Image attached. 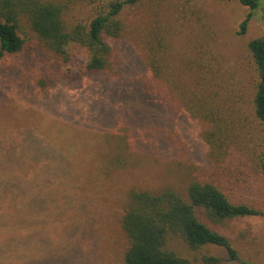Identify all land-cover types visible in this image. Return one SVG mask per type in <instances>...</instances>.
I'll return each instance as SVG.
<instances>
[{"label": "rangeland", "instance_id": "374dc122", "mask_svg": "<svg viewBox=\"0 0 264 264\" xmlns=\"http://www.w3.org/2000/svg\"><path fill=\"white\" fill-rule=\"evenodd\" d=\"M247 13L237 1L142 0L124 11L125 33L101 76L76 78L85 50L73 48V62L60 66L32 32L24 53L0 62V146L25 152L29 178L42 187L27 190L40 203L27 206L37 218L35 252L52 264H125L121 217L129 191L186 195L203 178L263 215L216 224L237 259L214 245L193 251L172 239L168 246L197 263L212 254L221 264H264L262 133L251 110L248 52L249 41L264 35V0L239 36ZM52 74L55 83L42 89L38 77ZM196 97L234 121L220 128L215 145L203 138L217 128L196 115Z\"/></svg>", "mask_w": 264, "mask_h": 264}, {"label": "trees", "instance_id": "16d2710c", "mask_svg": "<svg viewBox=\"0 0 264 264\" xmlns=\"http://www.w3.org/2000/svg\"><path fill=\"white\" fill-rule=\"evenodd\" d=\"M237 1L248 9L240 23L237 35L244 36L263 0ZM142 0H0V62L8 56L22 54L30 46L27 35H36L39 44L59 65L73 62L72 49L80 47L86 52L76 78L106 74L114 62L115 51L126 30L123 13ZM87 10L85 17L73 13ZM24 35V37H23ZM251 67L254 72L252 115L261 128V151L257 156L259 170L264 178V35L249 41ZM205 78L204 66L192 62ZM197 66H200L199 68ZM212 68V65H208ZM212 72V71H209ZM70 77V73L68 74ZM75 78V79H76ZM77 80V79H76ZM56 81V75L40 76L37 84L44 90ZM143 87H141L142 89ZM143 99H146V94ZM150 95V93H147ZM216 96V95H215ZM196 115L207 120L217 131L206 132L204 140L217 144L220 128H230L218 107L206 98H195ZM1 145V142H0ZM2 146V145H1ZM0 146V264H52L51 258L32 248L36 237L37 218L27 206L40 204L38 196L30 197L28 188L34 182L29 178L30 164L25 152L16 147ZM70 170H66L69 172ZM65 172V169H64ZM44 186V184H43ZM263 213L251 204L234 203L215 180L196 179L184 195L173 188L158 192L131 189L121 217V228L128 239L124 252L125 264H221V259L204 254L201 263L181 256L168 244L179 239L193 250L200 251L214 245L226 248L232 259L238 253L225 235L216 230V224L227 220L260 216ZM206 220V222L203 221ZM35 231V232H34Z\"/></svg>", "mask_w": 264, "mask_h": 264}]
</instances>
